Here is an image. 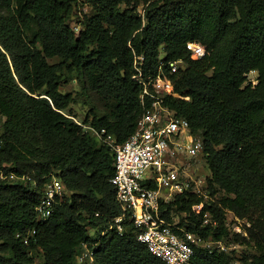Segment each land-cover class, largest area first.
Masks as SVG:
<instances>
[{
  "label": "trees",
  "instance_id": "trees-1",
  "mask_svg": "<svg viewBox=\"0 0 264 264\" xmlns=\"http://www.w3.org/2000/svg\"><path fill=\"white\" fill-rule=\"evenodd\" d=\"M88 1L93 12L76 32L79 0H0V170L30 177L0 180V264H87L76 261L86 246L93 264H166L138 240L139 228L116 200L113 149L82 125L124 142L144 111L139 80L160 67L178 94L164 103L203 140L210 170L207 195L175 194L162 201V216L176 231L222 241L231 211L246 220L256 248L243 264H264V0ZM190 41L205 46L203 57H192ZM177 60L186 65L172 71ZM68 71L100 94L102 115L75 120V97L60 89ZM251 71L255 84L247 81ZM51 174L68 193L39 219ZM174 213L184 214L176 226ZM193 260L233 264L226 252L201 247Z\"/></svg>",
  "mask_w": 264,
  "mask_h": 264
},
{
  "label": "built area",
  "instance_id": "built-area-1",
  "mask_svg": "<svg viewBox=\"0 0 264 264\" xmlns=\"http://www.w3.org/2000/svg\"><path fill=\"white\" fill-rule=\"evenodd\" d=\"M186 46L194 58L203 57L206 53L205 46L199 42L190 41ZM179 61L181 60L169 62L172 71L181 68ZM139 81L143 85L141 101L144 111L135 130L124 142L118 143L115 136L106 134L103 128L97 130L90 125H82L84 129H91L114 151L115 172L111 182L124 214H128L139 228L138 240L166 264H195L193 259L196 248L206 239L185 228L176 231L162 216L161 203L168 202L175 194L187 190L204 194L205 184L189 170L194 159L205 161L204 142L192 132L187 119L177 116L164 103L165 95L178 94L174 92L173 83L162 67L148 82L142 79ZM8 178L30 177H19L13 171L0 170V180ZM32 182L37 183L35 180ZM65 193L68 190L62 178L58 174L49 175L44 181L42 195L36 206L38 218H48L53 212L57 197ZM198 205L202 207V204ZM193 209L200 210L195 205ZM122 219L123 214L115 217L119 231L123 229ZM204 221H208L206 216ZM86 260L88 264L94 262V253L87 246L76 256L78 263Z\"/></svg>",
  "mask_w": 264,
  "mask_h": 264
},
{
  "label": "rangeland",
  "instance_id": "rangeland-1",
  "mask_svg": "<svg viewBox=\"0 0 264 264\" xmlns=\"http://www.w3.org/2000/svg\"><path fill=\"white\" fill-rule=\"evenodd\" d=\"M138 11L142 12L141 7H139ZM92 12L93 7L90 1L79 0L71 18V25L76 30V32H79L82 26L83 18L86 15H90ZM58 60V57L50 58L51 62H56ZM178 65L181 68H184L186 64L181 60L179 61ZM247 81L255 84L257 82V72H249L247 74ZM146 82L148 81L146 80ZM83 86L84 80H82L79 74L72 73L69 71L64 75L60 86V89L63 92H70L75 97V101L71 104L70 109L71 113L74 115L75 120H78L79 122H83L86 116H92L93 110L101 115L106 111L105 101L101 98L100 94L97 91L85 89ZM4 119L5 118L0 115V133L3 130L2 123ZM85 131H87L91 136L92 134L95 135L91 129H85ZM196 160L194 159L193 161H191V164L189 165V170L194 172L196 176L200 178L205 184L203 185V191L204 194L207 195L209 191L206 189V178L210 175V170L203 159L196 158ZM5 180L13 182L17 180V178H8ZM195 208L201 209V206L195 205ZM183 215L184 214L174 213L172 224L176 226ZM206 218L208 219V221L210 220L209 215H206ZM246 224V220L241 219L237 217L233 212L228 211L227 225L230 231V236L225 240H222L221 243L215 240H204L199 244L198 247L208 249L210 251H224L229 254L230 260L233 264H243L245 256H249L256 252V248L253 244V241L250 240L247 230L245 228ZM236 234L245 236L247 238V242H244L241 239L238 240ZM86 263L88 264L87 260Z\"/></svg>",
  "mask_w": 264,
  "mask_h": 264
}]
</instances>
